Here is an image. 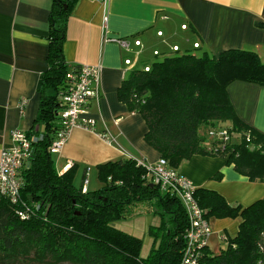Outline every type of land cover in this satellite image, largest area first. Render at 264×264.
Here are the masks:
<instances>
[{
	"label": "trees",
	"instance_id": "16d2710c",
	"mask_svg": "<svg viewBox=\"0 0 264 264\" xmlns=\"http://www.w3.org/2000/svg\"><path fill=\"white\" fill-rule=\"evenodd\" d=\"M75 1L52 0L35 121L43 130L26 132L33 151L20 169L18 201L0 193V264H179L188 226L185 209L177 195L149 181L145 164L134 158L99 164L100 186L83 190L82 182L76 184L80 165L58 173L47 150L60 128L61 96L72 81L67 73L78 67L70 68L63 54ZM236 80L264 86V61L255 51L176 52L154 60L148 71L132 69L117 95L145 119V141L170 167L195 154L219 155L249 180L264 182V133L236 113L228 93ZM218 128L226 129L228 139L209 136ZM86 172L85 167L83 179ZM194 196L207 219H240L237 233L218 251L201 247L196 264H264V198L241 207L211 189L195 188ZM138 204L159 217L148 227L153 241L145 257L142 239L114 226L140 213Z\"/></svg>",
	"mask_w": 264,
	"mask_h": 264
},
{
	"label": "crops",
	"instance_id": "0c3cea01",
	"mask_svg": "<svg viewBox=\"0 0 264 264\" xmlns=\"http://www.w3.org/2000/svg\"><path fill=\"white\" fill-rule=\"evenodd\" d=\"M51 8L52 0H0V153L10 146L12 129L43 130L35 121L47 67ZM105 36L127 39L132 51L105 41ZM134 39L141 45L134 46ZM174 45L179 49L174 51ZM228 48L255 51L264 61V0H76L67 19L63 54L70 68L100 66L91 85L94 94L85 105L94 129L75 127L69 132L61 150L52 153L58 173L76 163L81 167L76 176V184H80L86 167L88 188L95 189L101 184L96 170L99 164L134 158L151 166L160 157L145 141V119L118 98L119 86L134 69L124 64V58L136 59L139 68L151 64L146 60L153 56L163 58L173 52L217 56ZM228 93L238 116L264 133V86L236 80L229 84ZM176 170L196 189L214 190L233 205L246 207L264 198V182L249 180L226 157L195 154ZM217 173L219 179L213 177ZM91 175L98 181L93 186ZM137 206L141 212L126 218H136L135 225L128 226L126 221L116 227L140 237L143 246L144 234L150 225L159 223V217ZM239 222V217L210 219L209 248L218 251L227 236L237 233ZM152 241L151 237L147 252L141 248L142 257Z\"/></svg>",
	"mask_w": 264,
	"mask_h": 264
},
{
	"label": "built area",
	"instance_id": "2783aa9c",
	"mask_svg": "<svg viewBox=\"0 0 264 264\" xmlns=\"http://www.w3.org/2000/svg\"><path fill=\"white\" fill-rule=\"evenodd\" d=\"M105 2L107 0H98ZM181 27H185L182 25ZM161 35V31L157 32ZM105 41H114L122 49L132 51L131 43L125 38L105 36ZM134 46H140L139 39L133 40ZM198 46V43H194ZM174 51L178 46H172ZM158 54L157 50L153 51ZM126 66L134 69L136 59L126 57L123 60ZM151 64H143L139 68L148 71ZM100 71L99 65L83 64L67 73L71 78V85L61 96L62 110L60 113L61 124L55 138L51 141L47 150L50 153H57L64 145L69 132L75 127L94 129V120L85 115V105L89 97L94 94L91 87L97 79ZM25 101L21 102V105ZM10 146L3 148L0 153V193L7 196L11 202H17L21 186L20 169L32 156V142L26 131L15 128L10 131ZM209 136H215L224 140L228 139L226 129L218 128L209 130ZM147 177L152 184L157 185L161 191L175 194L181 200L185 209L188 226L183 233L184 247L179 264H196L201 247L208 244L212 233L210 220L204 216L202 208L198 205L194 196L195 187L191 180L176 169L170 167L163 157H159L155 164L147 166ZM82 189L86 190L88 184L87 176L82 181Z\"/></svg>",
	"mask_w": 264,
	"mask_h": 264
},
{
	"label": "rangeland",
	"instance_id": "374dc122",
	"mask_svg": "<svg viewBox=\"0 0 264 264\" xmlns=\"http://www.w3.org/2000/svg\"><path fill=\"white\" fill-rule=\"evenodd\" d=\"M173 53H176V52H173ZM198 53H200V51L197 52V54ZM160 58H161L160 56H153V57L149 58L146 61H147V63H151L152 64L154 60H158ZM233 141L234 142H238L239 141V138H237L236 134L233 135ZM91 177H92V175H91ZM97 182L98 181L95 178H93V177L91 178V186H93L94 184H97ZM87 186H88V184H87ZM138 205L139 206H144V204H138ZM126 221H128V226H131V225H135V223L137 222V219L136 218H132V219H127V220L126 219L118 220V221L115 222V226H119V224H123L124 225V223H127ZM143 222H144V220L141 221L142 225H143ZM150 241H151V237L147 233H145L144 234L143 246H142L143 253L147 252ZM222 246L223 245H221V247Z\"/></svg>",
	"mask_w": 264,
	"mask_h": 264
},
{
	"label": "bare ground",
	"instance_id": "6f19581e",
	"mask_svg": "<svg viewBox=\"0 0 264 264\" xmlns=\"http://www.w3.org/2000/svg\"><path fill=\"white\" fill-rule=\"evenodd\" d=\"M98 1V0H97ZM185 25V24H184ZM179 48V47H178Z\"/></svg>",
	"mask_w": 264,
	"mask_h": 264
}]
</instances>
